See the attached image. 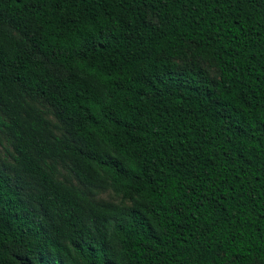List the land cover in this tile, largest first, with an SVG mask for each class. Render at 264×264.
<instances>
[{
  "label": "trees",
  "instance_id": "16d2710c",
  "mask_svg": "<svg viewBox=\"0 0 264 264\" xmlns=\"http://www.w3.org/2000/svg\"><path fill=\"white\" fill-rule=\"evenodd\" d=\"M0 136V264H264V0H0Z\"/></svg>",
  "mask_w": 264,
  "mask_h": 264
},
{
  "label": "rangeland",
  "instance_id": "374dc122",
  "mask_svg": "<svg viewBox=\"0 0 264 264\" xmlns=\"http://www.w3.org/2000/svg\"><path fill=\"white\" fill-rule=\"evenodd\" d=\"M6 144L5 141L0 136V159L1 158H7V154L5 153ZM96 197L100 198H106L110 200H116L117 198L110 192V191H102L98 194H96Z\"/></svg>",
  "mask_w": 264,
  "mask_h": 264
}]
</instances>
